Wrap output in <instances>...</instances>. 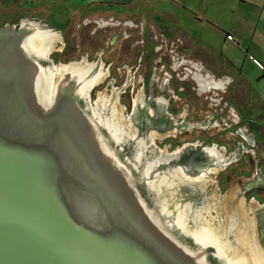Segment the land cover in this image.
Wrapping results in <instances>:
<instances>
[{
    "label": "water",
    "instance_id": "1",
    "mask_svg": "<svg viewBox=\"0 0 264 264\" xmlns=\"http://www.w3.org/2000/svg\"><path fill=\"white\" fill-rule=\"evenodd\" d=\"M56 37L38 21L0 26V264H228L220 242L176 221L173 189L200 196L197 186L144 160L153 154L131 151L110 122L93 117L84 86L99 72L60 68L55 83ZM146 165L154 185L140 176ZM256 210L264 258V206Z\"/></svg>",
    "mask_w": 264,
    "mask_h": 264
},
{
    "label": "flooded vegetation",
    "instance_id": "2",
    "mask_svg": "<svg viewBox=\"0 0 264 264\" xmlns=\"http://www.w3.org/2000/svg\"><path fill=\"white\" fill-rule=\"evenodd\" d=\"M96 11H77L80 15L74 27L71 14L64 17L66 23L57 26L60 39L50 49L52 59L58 64L74 62L72 76L80 73L76 71L80 65L88 66V77L99 72L101 80L90 98L102 93L101 89L114 92L119 97V113L131 114L134 126L142 132L159 134L158 141L152 137L162 155L176 154L174 159L164 158L165 166H182L191 180L212 167L221 188L230 192L228 188L237 186L242 195L264 202V126L247 117L250 100H246L244 86H238L225 71L229 59L219 62L199 51L185 52L182 34L170 35L166 28L147 23L142 14ZM2 15L0 26L20 25L21 21L2 19ZM64 73L58 70L55 83L61 82ZM241 99L244 109L239 105ZM169 138L171 142H165ZM221 164L229 169L225 175L219 171ZM238 172L239 182L230 177ZM247 177L252 178L243 182ZM189 185L193 189V183ZM229 200L227 196L224 204L228 210Z\"/></svg>",
    "mask_w": 264,
    "mask_h": 264
},
{
    "label": "rangeland",
    "instance_id": "3",
    "mask_svg": "<svg viewBox=\"0 0 264 264\" xmlns=\"http://www.w3.org/2000/svg\"><path fill=\"white\" fill-rule=\"evenodd\" d=\"M149 5L151 7L142 14L145 21L147 23L151 21L158 27L166 28L170 35L176 33L182 34L185 39V52L193 53L199 51L205 58L213 56L218 59L219 62L223 61L225 58L229 59L230 63L226 61V65L224 66L225 71L235 78V83L238 86L240 84L244 86L243 88L247 94L246 100H250L251 107H249L247 117L250 119V122L256 123L257 121L258 124L264 126V79L262 80L260 78L264 70L248 58V54L245 50L239 49L236 44L232 45L229 41H226L225 33L213 29V27H210V25L206 23H200L195 20V13L184 9L181 4L171 1H153ZM61 7L62 5L60 6L59 2L54 0H0V12L3 14L1 16L2 19L4 17L6 20L13 22L21 21L20 23H22L27 21H38V23L50 24L53 28V34L57 36L55 39L53 38L54 42L52 46L56 45L58 42L57 40L60 39V31L57 29V26L60 27L62 25L61 23H66L64 17L67 18L71 14V25L74 27V23L78 22L77 17L79 18L80 15L76 13L77 10L72 7L60 13L59 8ZM94 10H97L96 12L99 13L101 11L97 7L93 8V11ZM259 55L261 57L263 56L262 53ZM255 57L261 61V57ZM48 58L52 61V76L54 79L55 77L57 78L58 70H61L60 68L65 69L68 74L74 71V62L58 64L52 59V56L49 55ZM77 64L80 65L79 63ZM80 67L81 68L78 70L76 69V71H80V73L85 72V74L89 73L87 65H80ZM82 77L83 76H81V78ZM100 77L101 75L99 74L97 80H85L84 87L87 94L88 91L91 92L94 86V89L98 87L97 81L101 80ZM107 89H101L100 92L102 93L98 92L96 97H92L93 117L102 124L110 122L114 133L118 136L120 133L122 144L124 146L130 145L132 147L131 149H133L131 151H138V148H142V150L153 153V156H147L144 160L152 164L159 163L165 165L166 161L164 158L174 159L176 154H173L172 151H168L169 153L162 155V150H158L160 147H155L157 144H154L152 135L156 136L155 140L158 141L161 139L159 134L152 131L142 132V130L134 126L131 114H123L124 111H122V115L119 113V97L114 96V92ZM242 104L243 100L241 99L239 105L242 107ZM245 107L246 106H243L241 109ZM242 113V110H239V114L242 115ZM241 119L244 121L243 118ZM254 129L258 140L259 132L257 127H254ZM169 139L165 142H171V139ZM143 158L144 155L142 153V157H139L137 160L141 161ZM220 166V173H224L225 175L229 169H224V164ZM152 168L154 167L146 165L143 167V172H139L140 176L145 178L144 180L148 185H154L153 181L155 177L150 174V169ZM161 170L166 174L170 173L179 181L188 182L189 184L193 183L197 186L195 189L203 194L198 196L191 192L185 193L186 190L184 189H173L174 192H172V198L170 197V199L175 201L176 205H174V211H177L176 221L178 223H182L185 229L189 231L192 230L191 232L193 233H204L211 242L213 240H217V243L220 242L217 247L220 246V249H218L221 252L227 253L228 257L225 262L228 264L264 263V258L260 257L261 254L259 252V244L256 241L257 232L255 228L256 216H259V210L256 209L259 206H264V202H259L253 199V197H247L246 194L242 195L238 192L237 186L228 188L231 189L230 192H227L225 187L221 188L219 181H217V177H215L217 171L214 169L212 173V167L209 170L203 171L195 180H191L190 178V180L187 179L180 165H166ZM152 174L159 176V171H154ZM239 174L238 172V175L235 176V173H231L230 177L232 179L234 177L236 181L239 182ZM249 178H244L242 181L246 183L247 180L250 181L252 177ZM225 180H227L226 177ZM237 182H235V184H237ZM158 185L159 193L164 195L162 182L159 181ZM227 196L230 198L229 201H231L230 204L232 205L230 206V210L226 209L224 206ZM204 200H206V205L205 203H201ZM196 227H199V229ZM228 238L231 239L232 243L237 242V246L241 243V247L236 248L238 249V251H236V258L234 254L230 252L232 243ZM259 259H261L262 262L258 263L259 261L257 260Z\"/></svg>",
    "mask_w": 264,
    "mask_h": 264
},
{
    "label": "crops",
    "instance_id": "4",
    "mask_svg": "<svg viewBox=\"0 0 264 264\" xmlns=\"http://www.w3.org/2000/svg\"><path fill=\"white\" fill-rule=\"evenodd\" d=\"M63 13L95 7L107 13L141 15L153 1H171L195 14V20L226 34L225 40L245 50L248 58L264 70V0H54ZM149 6V7H148ZM226 43V42H225ZM224 43V44H225ZM252 53V54H251ZM263 54L261 57L259 54ZM255 56L261 57V61ZM262 62V63H261ZM264 72V71H263ZM264 74V73H263ZM264 78H262L263 80Z\"/></svg>",
    "mask_w": 264,
    "mask_h": 264
}]
</instances>
